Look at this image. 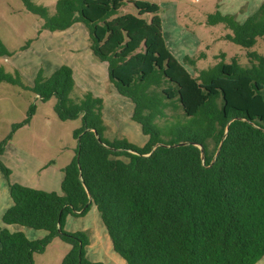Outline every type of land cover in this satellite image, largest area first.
I'll use <instances>...</instances> for the list:
<instances>
[{"label": "trees", "instance_id": "16d2710c", "mask_svg": "<svg viewBox=\"0 0 264 264\" xmlns=\"http://www.w3.org/2000/svg\"><path fill=\"white\" fill-rule=\"evenodd\" d=\"M21 1L44 30L85 25L93 55L107 63L118 93L134 103L132 120L149 139L142 148L108 139L103 99L77 96L68 66L51 77L41 70L32 86L0 66V84L31 91L43 103L56 99L61 121H82L62 194L11 184L12 172L0 159L12 200L4 225L47 232L30 240L0 227V264H36L35 255L56 238L71 246L62 264H101L87 257L88 231L65 230L68 217H85L93 206L126 264H257L264 258V53L253 50L264 41V3L244 23L219 11L206 21L230 31L225 40L246 51L249 66L222 59L194 77L168 49L157 4L134 1L137 15H119L125 0H58L51 14ZM10 55L0 41V56ZM170 108L182 116L160 125ZM35 112L31 105L14 131L29 125Z\"/></svg>", "mask_w": 264, "mask_h": 264}, {"label": "rangeland", "instance_id": "374dc122", "mask_svg": "<svg viewBox=\"0 0 264 264\" xmlns=\"http://www.w3.org/2000/svg\"><path fill=\"white\" fill-rule=\"evenodd\" d=\"M32 1L47 7L51 14L55 13L58 2ZM134 1H146L160 7L165 37L173 47L178 61L194 77L217 65L222 59L227 64L236 61L244 67L249 66L246 51L225 40L230 31L224 25L210 26L206 21L210 14L219 11L222 15H232L238 22L244 23L259 10L264 0H125L126 4L119 15H137ZM43 23L39 16L26 9L21 0H0V41L11 53L10 56H0V66L8 72H18L28 86L34 84L41 70L44 76L51 77L60 67L74 66L84 60L86 52H90L99 64L107 67L93 55L85 25L80 23L74 33L67 34L64 31L44 30ZM76 47L80 52L74 51ZM253 50L264 53V41L260 40ZM201 54L205 57L199 58ZM186 55H192L190 58L196 59L195 64H189ZM90 87L89 80L79 81L76 95L81 96L90 91ZM100 88L106 93L104 99L100 98L104 101L107 137L113 140L120 138L122 133L130 143L144 147L148 138L143 134L141 126L132 121L133 102L122 96L119 97L120 102L113 99L110 92L113 87L109 79L107 83L100 84ZM55 104L56 99L43 103L31 91L7 83L0 84V145L7 142L0 159L12 172L9 178L11 184L62 194L64 169L75 159L78 147L74 132L82 127V121H61L54 111ZM31 105L36 106V112L30 124L14 131L15 126L27 120ZM167 114L168 118L160 120V125L181 117L182 111L170 108ZM11 202L9 182L0 174V205H11ZM102 229L107 233L94 206L85 217H68L65 225V230L71 233L88 231L91 235V231H95L100 234ZM22 230L30 240L42 239L47 235L44 230ZM70 249L69 244L56 238L45 253L35 255V262L62 264ZM96 253L94 247L87 249L88 258L106 264L104 256ZM116 256L126 264L123 258L118 254ZM257 264H264V258Z\"/></svg>", "mask_w": 264, "mask_h": 264}, {"label": "crops", "instance_id": "0c3cea01", "mask_svg": "<svg viewBox=\"0 0 264 264\" xmlns=\"http://www.w3.org/2000/svg\"><path fill=\"white\" fill-rule=\"evenodd\" d=\"M163 22V21H162ZM80 24V23H78ZM75 24L74 26H72L70 29L64 31L67 34H72L75 31V27L78 25ZM163 35H164V39L166 41L167 47L170 50V52L172 53V55L178 60V58L176 57V55H174L173 53V47L170 45V42L168 41V39L165 37V33H164V22H163ZM75 52H80V50L76 47ZM187 54V53H185ZM184 54V55H185ZM183 55V56H184ZM192 55H186L185 58H190ZM81 59V58H78ZM104 63V62H103ZM107 65V63H105ZM69 67V66H68ZM70 68L73 70L74 73V79L76 82V86L78 84L79 81H83V80H89V85L91 86L88 90L91 91V93H93L96 97H102L104 99V95L106 94L104 91L101 90L100 88V84L102 83H107V80L109 79V73H108V65L103 66L102 64H99V62H97L92 55L86 52L85 54V59L84 60H80V62L74 66H70ZM47 77V76H46ZM108 78V79H107ZM112 85V84H111ZM108 87V86H107ZM112 89L110 90L111 92V96L113 99L117 100L118 102H120V98L122 95H120L118 93V91L114 88V86L112 85ZM84 89H86L84 87ZM88 91V92H90ZM124 97V96H122ZM126 98V97H125ZM128 99V98H127ZM130 100V99H129ZM134 104V103H133ZM134 110H135V105H134ZM134 110H133V114H134ZM133 121V120H132ZM135 122V121H133ZM136 123V122H135ZM138 124V123H137ZM139 125V124H138ZM143 132V131H142ZM107 134V133H106ZM144 134V133H143ZM107 136V135H106ZM120 138H125L127 139L128 137L125 135H123L121 133ZM146 136V135H145ZM148 138V136H146ZM108 138V137H107ZM110 139V138H108ZM149 139V138H148ZM112 140V139H110ZM128 140V139H127ZM129 141V140H128ZM12 201V200H11ZM12 205V202H11ZM8 203L5 204H1L0 205V218L2 219L5 211L11 206ZM95 207V206H94ZM0 227L1 228H9L11 231H18L21 230L23 228H19L17 226H6L4 225L3 221ZM90 239H91V244L87 249H91L94 247V250L97 251V253L95 255H103L105 258V263L106 264H124V262L118 258V256H116L114 250H113V246H112V241L108 235V233L103 232V229L100 230V234L98 232L95 231H91V235H90ZM95 252V251H94ZM91 262L94 263H102V261H95L92 260L90 258H88ZM125 261V260H124ZM126 263V262H125Z\"/></svg>", "mask_w": 264, "mask_h": 264}]
</instances>
